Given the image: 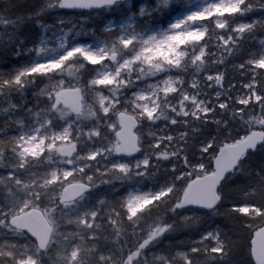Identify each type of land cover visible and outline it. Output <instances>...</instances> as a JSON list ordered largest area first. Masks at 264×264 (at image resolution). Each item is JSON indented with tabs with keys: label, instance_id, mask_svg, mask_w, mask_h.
<instances>
[{
	"label": "clouds",
	"instance_id": "9594fccd",
	"mask_svg": "<svg viewBox=\"0 0 264 264\" xmlns=\"http://www.w3.org/2000/svg\"><path fill=\"white\" fill-rule=\"evenodd\" d=\"M222 221L264 264V0H0V264H239Z\"/></svg>",
	"mask_w": 264,
	"mask_h": 264
},
{
	"label": "trees",
	"instance_id": "16d2710c",
	"mask_svg": "<svg viewBox=\"0 0 264 264\" xmlns=\"http://www.w3.org/2000/svg\"><path fill=\"white\" fill-rule=\"evenodd\" d=\"M231 195V193L229 194ZM231 203H241L240 200H231ZM220 231L223 234L224 230H227L229 236L233 239L242 240L243 243L237 244L233 252V260H237L239 264H252L251 257L245 252V246L247 245L248 239L250 238V233L246 229H243L239 224H228L227 222H220Z\"/></svg>",
	"mask_w": 264,
	"mask_h": 264
},
{
	"label": "water",
	"instance_id": "95a60500",
	"mask_svg": "<svg viewBox=\"0 0 264 264\" xmlns=\"http://www.w3.org/2000/svg\"><path fill=\"white\" fill-rule=\"evenodd\" d=\"M258 252L260 253V254H262V255H264V241H260L259 243H258Z\"/></svg>",
	"mask_w": 264,
	"mask_h": 264
}]
</instances>
